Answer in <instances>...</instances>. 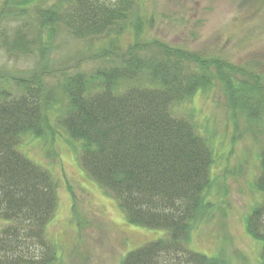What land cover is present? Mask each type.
<instances>
[{"label": "trees", "instance_id": "trees-1", "mask_svg": "<svg viewBox=\"0 0 264 264\" xmlns=\"http://www.w3.org/2000/svg\"><path fill=\"white\" fill-rule=\"evenodd\" d=\"M136 3L6 0L10 20L33 14L36 29L34 35L16 32L12 49L29 55L43 47L45 58L63 29L79 39L115 28L120 32ZM136 19L130 21L135 41L121 54L110 53V64L90 74H65L59 123L78 145L85 176L116 203L125 220L163 232L128 251L118 264H225L189 248L192 225L205 210L203 194L216 151L198 130L194 111L184 117L177 115L178 107L218 80L232 114L238 111L247 123L257 124L264 114V82L223 60L146 41ZM44 72L0 73V264H55L58 259L45 233L57 205L55 179L20 150L26 135L42 140L46 128L52 132L46 110L54 99L44 86ZM258 158L253 185L261 197L245 226L264 264V139Z\"/></svg>", "mask_w": 264, "mask_h": 264}, {"label": "rangeland", "instance_id": "rangeland-1", "mask_svg": "<svg viewBox=\"0 0 264 264\" xmlns=\"http://www.w3.org/2000/svg\"><path fill=\"white\" fill-rule=\"evenodd\" d=\"M5 1L0 0V73L45 71L44 86L54 99L46 110L52 132L46 128L42 140L26 135L20 150L55 179L57 205L45 228L46 237L56 245L55 264H118L128 251L163 232L129 224L116 203L85 176L78 163V145L59 123L65 74L76 70L90 74L110 64V53L121 54L135 41L130 21L136 17L141 20L142 39L223 60L264 82V0H137L125 30L113 28L98 38L79 39L63 29L45 58L40 53L43 47L29 55L12 49L16 32L34 35L36 29L33 14L10 20ZM178 111L184 117L194 111L198 130L212 140L216 151L209 189L203 194L205 210L192 225L189 248L225 264H259L260 249L245 224L261 197L253 183L264 139V114L257 124L247 123L238 111L237 116L232 114L218 80Z\"/></svg>", "mask_w": 264, "mask_h": 264}]
</instances>
